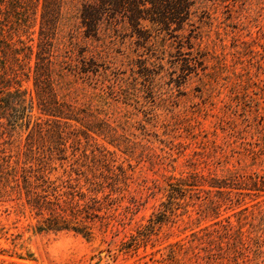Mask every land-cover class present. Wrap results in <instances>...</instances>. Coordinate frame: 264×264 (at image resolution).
Listing matches in <instances>:
<instances>
[{
  "label": "rangeland",
  "instance_id": "1",
  "mask_svg": "<svg viewBox=\"0 0 264 264\" xmlns=\"http://www.w3.org/2000/svg\"><path fill=\"white\" fill-rule=\"evenodd\" d=\"M79 6L64 0L50 69L80 116L57 118L64 154L83 163L85 150L106 177L101 209L73 218L77 231L39 230L47 209L0 186V264H264V0H195L182 23L104 24L95 37ZM82 57L86 73L72 70ZM21 88L33 96L31 80ZM27 116L15 144L39 126L37 141L60 140L53 117L35 104ZM53 207L70 218L64 197Z\"/></svg>",
  "mask_w": 264,
  "mask_h": 264
},
{
  "label": "trees",
  "instance_id": "2",
  "mask_svg": "<svg viewBox=\"0 0 264 264\" xmlns=\"http://www.w3.org/2000/svg\"><path fill=\"white\" fill-rule=\"evenodd\" d=\"M80 24L85 29V37L96 36L104 24L113 27L127 24L137 30L144 22L170 26L182 23L190 15L195 0H77ZM64 0H0V186L15 193L14 198L22 199L35 208L36 215H42L47 209L49 216L38 229L71 228L72 219L84 217L91 219L101 209L100 199L96 194L103 188L106 177L95 174L88 168V155L80 151L83 163L75 158L68 162L64 154V140L61 125L57 118L79 121V115L69 103L60 101L53 89L50 65L52 63L53 40L56 24ZM39 6V9H38ZM38 22L37 40H22V33ZM30 41V43H29ZM79 55V54H78ZM33 63L31 64V61ZM73 68L86 73L89 65L82 57L74 60ZM24 80H31L33 96L27 97L21 88ZM33 104L39 112L53 117V130L60 140L37 141L35 131H27L24 141L19 146L15 138L22 135L23 125L29 121L27 112ZM82 111V110H81ZM25 121V122H24ZM67 121H64V124ZM38 137L45 136L39 126ZM54 141V142H53ZM78 146L76 143L75 146ZM73 148L74 145L72 144ZM74 152V151H73ZM74 157V154H73ZM66 163V164H65ZM79 164V165H78ZM62 170L55 176L52 172ZM80 167H85L82 169ZM82 181L87 192L77 189ZM65 191L59 192V189ZM8 194V198H11ZM83 201L81 209L76 197ZM61 197L70 204V218L54 211ZM107 198V196H103ZM59 226V227H58ZM85 235H90L84 226Z\"/></svg>",
  "mask_w": 264,
  "mask_h": 264
}]
</instances>
